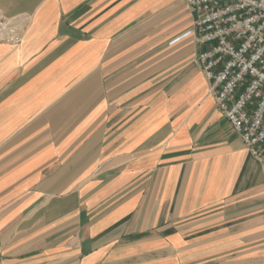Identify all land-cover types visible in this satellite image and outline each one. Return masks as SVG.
<instances>
[{"label": "crops", "instance_id": "0c3cea01", "mask_svg": "<svg viewBox=\"0 0 264 264\" xmlns=\"http://www.w3.org/2000/svg\"><path fill=\"white\" fill-rule=\"evenodd\" d=\"M0 264H264L255 157L186 0H0Z\"/></svg>", "mask_w": 264, "mask_h": 264}, {"label": "built area", "instance_id": "2783aa9c", "mask_svg": "<svg viewBox=\"0 0 264 264\" xmlns=\"http://www.w3.org/2000/svg\"><path fill=\"white\" fill-rule=\"evenodd\" d=\"M195 59L218 110L255 157L264 144V0H186ZM0 18V40L19 41Z\"/></svg>", "mask_w": 264, "mask_h": 264}, {"label": "rangeland", "instance_id": "374dc122", "mask_svg": "<svg viewBox=\"0 0 264 264\" xmlns=\"http://www.w3.org/2000/svg\"><path fill=\"white\" fill-rule=\"evenodd\" d=\"M19 36H20V39H19V41L21 40V35L19 34ZM19 41H16V42H13V43H18Z\"/></svg>", "mask_w": 264, "mask_h": 264}]
</instances>
